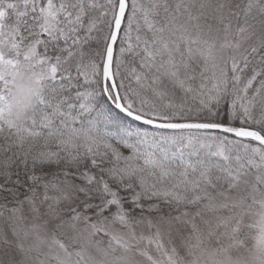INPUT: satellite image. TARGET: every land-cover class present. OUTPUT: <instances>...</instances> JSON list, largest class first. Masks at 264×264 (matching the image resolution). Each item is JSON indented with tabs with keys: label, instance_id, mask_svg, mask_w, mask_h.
<instances>
[{
	"label": "snow or ice",
	"instance_id": "1",
	"mask_svg": "<svg viewBox=\"0 0 264 264\" xmlns=\"http://www.w3.org/2000/svg\"><path fill=\"white\" fill-rule=\"evenodd\" d=\"M0 264H264V0H0Z\"/></svg>",
	"mask_w": 264,
	"mask_h": 264
},
{
	"label": "clouds",
	"instance_id": "2",
	"mask_svg": "<svg viewBox=\"0 0 264 264\" xmlns=\"http://www.w3.org/2000/svg\"><path fill=\"white\" fill-rule=\"evenodd\" d=\"M35 84L27 77L18 78L12 91V110L13 112L23 117L26 110L35 106Z\"/></svg>",
	"mask_w": 264,
	"mask_h": 264
}]
</instances>
